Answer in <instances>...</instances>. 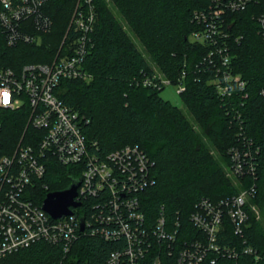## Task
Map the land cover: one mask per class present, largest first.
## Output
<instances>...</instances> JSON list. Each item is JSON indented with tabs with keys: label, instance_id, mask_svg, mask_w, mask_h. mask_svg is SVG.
Returning <instances> with one entry per match:
<instances>
[{
	"label": "built area",
	"instance_id": "obj_1",
	"mask_svg": "<svg viewBox=\"0 0 264 264\" xmlns=\"http://www.w3.org/2000/svg\"><path fill=\"white\" fill-rule=\"evenodd\" d=\"M47 1L0 0V259L39 242L68 253L81 236H97L120 243L103 264H162L169 257L175 264H245L248 257L264 262V251L245 236L250 216L259 217L251 202L260 152L253 140L239 132V143L227 150V175L241 186L238 193L219 201L199 199L189 216L191 229L170 219L163 206L153 218L145 214L141 196L156 183L154 161L145 150L126 144L103 153L86 134L89 119L58 94L62 79H92L84 64L94 44L93 0L76 1L67 31L47 61L6 63L9 50L20 43L39 45L51 31ZM248 7L264 42V0H212L193 13L199 29L189 36L210 47L196 67L212 73L209 83L221 100L240 106L248 94L245 79L232 67L229 15ZM185 77L183 71L179 93ZM133 82L156 89L171 84L167 78L159 81L155 71ZM10 113L27 120L20 135L8 141L3 132ZM54 164L71 166L69 177L80 181L74 198L79 205L62 218L43 209Z\"/></svg>",
	"mask_w": 264,
	"mask_h": 264
},
{
	"label": "trees",
	"instance_id": "obj_2",
	"mask_svg": "<svg viewBox=\"0 0 264 264\" xmlns=\"http://www.w3.org/2000/svg\"><path fill=\"white\" fill-rule=\"evenodd\" d=\"M76 1L48 0L45 11L52 20L51 31L46 34L48 39L39 45L20 43L9 50L6 63L47 61L67 31ZM211 1L93 0L94 44L84 64L92 79H62L58 94L68 106L89 119L86 134L96 141L100 151L107 153L126 144H138L154 161L152 173L156 183L141 196L142 208L150 218L163 206L170 219L179 218L191 226L189 216L199 199L219 201L238 193L241 186L227 175V150L239 143V132L253 140L260 152L257 192L251 202L257 206L259 217L254 213L250 216L245 236L248 244L261 252L264 251V42L251 7L229 15L232 67L245 79L248 95L243 106L221 100L209 83L212 73L196 67L210 47L189 39L199 29L192 20L193 13L206 9ZM121 21L171 83H178L182 72H186L185 90L180 96L199 130L181 107L160 96L162 89L133 82L134 77L154 70ZM26 120L16 113L6 117L3 133L8 141L20 135ZM52 167L47 178L49 190L61 191L76 179L69 177L71 166ZM119 245L97 236H81L64 253L59 246L39 242L6 255L0 264H103ZM162 264H175V260L169 257ZM245 264L264 262L248 257Z\"/></svg>",
	"mask_w": 264,
	"mask_h": 264
},
{
	"label": "water",
	"instance_id": "obj_3",
	"mask_svg": "<svg viewBox=\"0 0 264 264\" xmlns=\"http://www.w3.org/2000/svg\"><path fill=\"white\" fill-rule=\"evenodd\" d=\"M79 184L80 181L78 179H73L67 188L61 191L49 192L43 201V209L53 218H62L70 214V206L76 207L79 205V203L74 200ZM82 229L83 223L81 224V230Z\"/></svg>",
	"mask_w": 264,
	"mask_h": 264
},
{
	"label": "rangeland",
	"instance_id": "obj_4",
	"mask_svg": "<svg viewBox=\"0 0 264 264\" xmlns=\"http://www.w3.org/2000/svg\"><path fill=\"white\" fill-rule=\"evenodd\" d=\"M111 9H113V11H115V9L113 8L114 5L111 3H109ZM122 22V21H121ZM123 29L127 31V33L130 35V37L132 38V40L134 41V43L136 44V46L139 48V50L141 52H143L144 57L146 58V60L148 61L149 65L153 68V70L156 72L159 81H161L162 79H165L166 77L161 73V71L159 70V68L156 66L155 62L149 57V55L144 51V46L139 42V40L134 36V34L131 32V30H129L128 25L123 21ZM47 35L43 36V40L48 39L46 37ZM47 42V41H46ZM178 88L179 85L176 83H171L169 85H165L161 92H160V96L163 97L166 100H169L172 104L181 107V109L183 110V112L187 115V117L190 119V122L192 123L193 127L196 130H199V126L194 122V120L192 119V116L188 113V111L186 110V108L183 105L182 102V98L180 96V93L178 92ZM212 153L214 155H217V153L215 151H212ZM70 185V184H69Z\"/></svg>",
	"mask_w": 264,
	"mask_h": 264
}]
</instances>
